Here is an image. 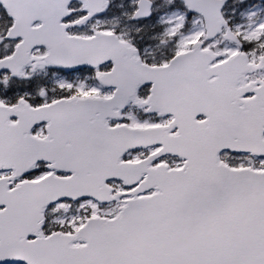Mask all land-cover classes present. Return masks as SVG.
Here are the masks:
<instances>
[{
    "label": "snow or ice",
    "instance_id": "snow-or-ice-1",
    "mask_svg": "<svg viewBox=\"0 0 264 264\" xmlns=\"http://www.w3.org/2000/svg\"><path fill=\"white\" fill-rule=\"evenodd\" d=\"M0 264H264V0H0Z\"/></svg>",
    "mask_w": 264,
    "mask_h": 264
}]
</instances>
